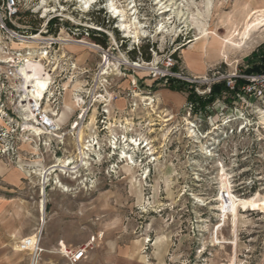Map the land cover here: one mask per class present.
<instances>
[{
	"label": "rangeland",
	"instance_id": "1",
	"mask_svg": "<svg viewBox=\"0 0 264 264\" xmlns=\"http://www.w3.org/2000/svg\"><path fill=\"white\" fill-rule=\"evenodd\" d=\"M110 1L18 0L20 15L8 17L0 0V210L15 212L22 240L30 243L21 264H68L60 250L83 247L79 264H231L235 253V264H260L264 214L250 203L264 200V99L238 108L224 91L202 109L190 104L187 115V94L165 89L161 75L177 55L172 72L199 80L170 78L202 100L213 79L246 75L249 62L264 54V26L240 36L264 0ZM112 7L124 9L128 24L138 23L137 37L121 29ZM91 30L106 36L107 48L90 39ZM34 35L68 42L22 39ZM221 41L231 44L222 48ZM141 48L150 62L129 56ZM191 52L200 54L201 76L189 75L185 55ZM40 54L51 79L30 83L27 95L36 108L40 100L46 120L56 121L49 134L27 130L20 107L25 80L19 67ZM240 112L246 130L225 139V131L242 123ZM226 118L235 121L222 125ZM28 123L39 125L36 118ZM80 129L86 164L78 158ZM64 161L71 162L65 171L44 180L46 169ZM229 185L243 197L232 196ZM238 201L245 204L237 208L234 233Z\"/></svg>",
	"mask_w": 264,
	"mask_h": 264
},
{
	"label": "bare ground",
	"instance_id": "2",
	"mask_svg": "<svg viewBox=\"0 0 264 264\" xmlns=\"http://www.w3.org/2000/svg\"><path fill=\"white\" fill-rule=\"evenodd\" d=\"M84 2V5H88L90 0H82ZM92 1V0H91ZM112 1V0H111ZM110 1V2H111ZM114 2V1H113ZM114 4V3H111V5ZM89 6V5H88ZM110 6V5H109ZM160 6V5H159ZM164 6V5H163ZM118 7V6H116ZM116 7H112L111 8V11L113 12L112 14L116 17H120V27L121 29L124 31V32H128V33H131L133 34L134 36H136L138 34V27L136 25H138V23H132V24H128L125 20L126 16H127V13L125 15V12H124V9L122 10H118ZM161 7V6H160ZM163 8H166V7H163ZM110 9V8H109ZM167 12H170V8L168 9H165L164 11L161 12V14H164V13H167ZM160 13V12H159ZM165 15V14H164ZM161 16V15H160ZM246 18V16H245ZM134 20V19H133ZM131 20V21H133ZM130 21V20H129ZM130 21V23H131ZM135 21V20H134ZM247 22V21H246ZM264 26V9H258V10H251L250 11V14H249V19H248V22L246 23V27H245V30L242 34V36H240L241 38L242 37H248L249 33H251V30L252 29H255L257 27L261 28ZM241 33V32H240ZM203 34V33H202ZM206 34H203L202 37H199V38H196L194 41H198V40H201L203 37H205ZM237 35V34H236ZM133 36V37H134ZM137 37V36H136ZM31 41L32 43H40V44H45V43H66L68 41L66 40H61V39H47V38H43L41 36H31ZM244 40L246 39H243V42ZM27 42V41H25ZM232 42V41H231ZM238 42V41H237ZM70 43V42H69ZM72 43L74 44H80V45H85V46H88L90 48H94V49H98V46L94 45V44H91V43H87V42H84V41H73ZM242 43V42H240ZM217 44V43H216ZM229 45L231 43H229V41H221L220 42V45L222 46V48L224 47V45ZM238 44V43H236ZM240 47V46H239ZM230 48V47H229ZM208 50H212L213 52H219L220 50H217V49H209V48H205V52L207 53ZM193 53H196L197 52H193ZM192 53V54H193ZM42 54V53H41ZM39 56L38 60H31V59H25L23 62H22V65L19 67V73L21 74V76L24 78V84L22 86V99L20 101V107H21V110H22V117L25 121V124H26V128L27 130L29 131H32L33 134L38 131L36 127L34 126H30V124L28 123L29 119H32V120H35V111L32 109V103L29 102V97L27 95V92L29 90V84L32 83V82H36L38 85L41 83V82H47V81H50V75L48 74V72L45 70V68L43 67V65L41 64V61L44 59V56ZM215 54V53H214ZM43 55V54H42ZM26 58V57H25ZM109 56L107 54H104V64L106 66H108L109 64ZM112 66V65H111ZM133 66H137V64H134ZM54 68V67H53ZM104 68V67H103ZM55 71V69H54ZM104 71V70H103ZM102 75H106L105 72H102L101 73ZM22 85V84H21ZM81 102V101H79ZM31 104V105H30ZM35 107L37 105H34ZM78 107V106H77ZM86 111L84 110V113ZM44 121L46 122V124L48 125H51V126H55V122L53 121H48L46 119H44ZM34 124V123H33ZM40 130V129H39ZM77 144L79 146V156L78 158L80 159V162L81 164H86V161L88 160V154H87V150L84 149L83 147V139H82V131L80 129V131L78 132L77 134ZM130 145H134L136 146L137 143L136 141H133V142H130ZM92 146V145H91ZM76 151V150H75ZM131 160V158H130ZM70 161H64L62 162L63 166H58V165H53L51 167H49L48 169L45 170L44 172V180L46 179L47 175H49L50 173L54 172L55 170L57 169H66L69 167L70 165ZM71 167V166H70ZM81 167V166H80ZM83 167V166H82ZM76 168H72V170H75ZM65 171V170H64ZM63 171V172H64ZM70 171V170H69ZM42 194H43V190H42ZM225 197V196H224ZM226 197L228 198V196L226 195ZM226 198V199H227ZM227 204V203H225ZM245 204V202L243 201H238L236 204L233 203L232 206H234V209H233V219H232V224H233V229H234V233H236V228H237V214H236V211H237V208L240 207V206H243ZM250 209L251 210H259L260 213H263L264 214V200L261 202V203H258V204H254V203H250ZM41 215H43V211H44V205L43 203L41 202ZM226 208V206H225ZM226 219V215L223 213V216H222V221L224 222ZM233 246L234 248L236 247V238H235V241L233 242ZM36 248V246H35ZM236 254V253H235ZM235 254H234V257L232 258L231 260V264H235V261H236V257H235ZM35 264V263H33Z\"/></svg>",
	"mask_w": 264,
	"mask_h": 264
},
{
	"label": "built area",
	"instance_id": "3",
	"mask_svg": "<svg viewBox=\"0 0 264 264\" xmlns=\"http://www.w3.org/2000/svg\"><path fill=\"white\" fill-rule=\"evenodd\" d=\"M4 4V14H6L8 17H15L18 15V10H19V5H18V0H2ZM36 36V35H34ZM31 36H26L22 37V39L25 40H31ZM55 43H48V45H54ZM98 50L102 51L98 47ZM47 55V52H45V57ZM176 61L170 56L166 63L164 64V69L162 70V77H174L177 79H181L187 82H192L196 83L197 80L193 78V80L182 77L180 74L176 75L175 73L172 72L173 68L175 67ZM158 68H155L157 70ZM237 80H244L245 83L242 85L238 90L236 89V81ZM212 84H218V83H224L228 91H230L233 94L232 101L235 102V105H238V108H244L250 107L252 103L257 102L259 100L264 99V75H242L240 73L234 72L232 74H226V75H221L211 81ZM185 111L187 115H190L192 112V106L190 104H185L184 106ZM32 109L35 111V118H36V123L38 122V126H35L36 128H43V130L46 132V134H49L52 131H49L51 126L46 124L44 121L45 117L49 118L48 115L40 109V100H39V106L36 108L34 104L32 103ZM230 108L229 110H231ZM235 108L234 110L237 112ZM241 116L238 117L236 120L242 121L237 127L235 128H230L228 131L224 132V137L225 139L235 137L237 135L242 134V131L246 130V124L244 122L248 121V119H244V112L239 113ZM242 117V118H241ZM235 121V119L228 120L226 118L223 122L222 125H228L229 123ZM40 129V128H39ZM196 129V128H195ZM227 135V136H226ZM230 186V185H229ZM230 194L236 198H241L243 195L238 194L235 192L234 187L231 185L230 186ZM256 194V193H254ZM225 198L226 194H224ZM218 198V197H217ZM30 245L28 242V238L22 240L19 242L20 246V252H26L27 247ZM61 255L66 259L68 264H79L85 259V254H86V247L83 248H77V249H62L60 250ZM29 252V251H28ZM40 253V249L37 251L35 250L32 253V259L36 258V256ZM260 264H264V252L260 260Z\"/></svg>",
	"mask_w": 264,
	"mask_h": 264
},
{
	"label": "trees",
	"instance_id": "4",
	"mask_svg": "<svg viewBox=\"0 0 264 264\" xmlns=\"http://www.w3.org/2000/svg\"><path fill=\"white\" fill-rule=\"evenodd\" d=\"M18 15L20 14L18 13ZM99 25L101 27H106L103 21L100 22ZM88 36L95 44H97L101 48L105 49L108 47L107 38L102 32L97 31V30H91ZM153 48L154 47L152 46L150 50H153ZM128 54L132 59H137V60L144 59L146 62H150L151 60V54L149 51H147V48L146 49L141 48V52H140V49L138 50L133 49ZM137 54L141 58L136 57ZM171 57L175 61H178L177 55H172ZM249 63H250V67L248 68V70L244 72L246 75H264V54L260 57V60L258 63H255L252 61ZM174 69L175 67L173 68V70ZM163 78L168 79V83H169V85L165 86V89L170 90V91H175V92L186 93L187 94L186 101L188 102V104H193L195 108L196 106L200 107V109L204 108L205 104H210L214 102L218 97H220L222 92L228 91L224 83L214 84L209 88L210 92L207 95L206 99L202 100L201 97L196 96L192 87L187 86L186 84H180L179 82H177L176 80L170 77L169 78L163 77ZM244 83H245L244 80H237L236 89L240 88L242 85H244ZM151 88H154V86H152Z\"/></svg>",
	"mask_w": 264,
	"mask_h": 264
},
{
	"label": "crops",
	"instance_id": "5",
	"mask_svg": "<svg viewBox=\"0 0 264 264\" xmlns=\"http://www.w3.org/2000/svg\"><path fill=\"white\" fill-rule=\"evenodd\" d=\"M192 53L185 55V61L188 63L187 69L191 71L189 75L201 76L202 70L197 60L200 54ZM15 215V212L0 210V264H21L22 261V253L16 250L17 242L22 240V230L20 221L18 224L16 222Z\"/></svg>",
	"mask_w": 264,
	"mask_h": 264
}]
</instances>
